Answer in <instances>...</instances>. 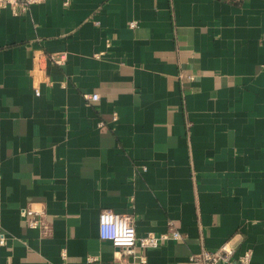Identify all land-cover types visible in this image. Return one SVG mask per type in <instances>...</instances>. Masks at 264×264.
Listing matches in <instances>:
<instances>
[{
	"label": "crops",
	"instance_id": "obj_1",
	"mask_svg": "<svg viewBox=\"0 0 264 264\" xmlns=\"http://www.w3.org/2000/svg\"><path fill=\"white\" fill-rule=\"evenodd\" d=\"M102 211L182 235L146 264L227 242L264 264V0L0 9V264H119Z\"/></svg>",
	"mask_w": 264,
	"mask_h": 264
},
{
	"label": "built area",
	"instance_id": "obj_2",
	"mask_svg": "<svg viewBox=\"0 0 264 264\" xmlns=\"http://www.w3.org/2000/svg\"><path fill=\"white\" fill-rule=\"evenodd\" d=\"M46 0H0V9H10L15 16L27 13L29 7L41 4ZM64 7H68L70 0H61ZM136 27L135 23H130L129 28ZM50 60L56 65H63L66 61L65 54L52 55ZM40 71H42L40 69ZM35 95L40 96V90L35 88ZM98 94L85 96L88 103L98 100ZM21 216L26 220L29 228L38 229L43 235L51 233V226L47 222L44 213L23 209ZM98 236L101 241L109 242L116 249L115 259L119 264H146V257L138 255L137 249L153 250L159 248L168 241H181L182 235L174 228H169L168 232L161 234L148 233L144 236H137L133 220L126 215H120L111 211H102L98 216ZM5 238H0V245H5ZM65 250L61 253V264H67ZM252 251L247 250L234 258V249L227 242L218 250L209 251L201 248L198 253L190 254L188 264H250ZM94 258H87V262H93Z\"/></svg>",
	"mask_w": 264,
	"mask_h": 264
},
{
	"label": "water",
	"instance_id": "obj_3",
	"mask_svg": "<svg viewBox=\"0 0 264 264\" xmlns=\"http://www.w3.org/2000/svg\"><path fill=\"white\" fill-rule=\"evenodd\" d=\"M21 1H23V0H21Z\"/></svg>",
	"mask_w": 264,
	"mask_h": 264
}]
</instances>
